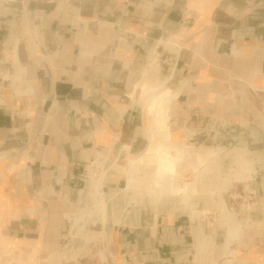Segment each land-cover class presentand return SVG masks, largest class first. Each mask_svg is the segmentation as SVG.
<instances>
[{
  "label": "crops",
  "instance_id": "1",
  "mask_svg": "<svg viewBox=\"0 0 264 264\" xmlns=\"http://www.w3.org/2000/svg\"><path fill=\"white\" fill-rule=\"evenodd\" d=\"M185 146L258 180L225 240L139 196ZM226 262L264 264V0H0V264Z\"/></svg>",
  "mask_w": 264,
  "mask_h": 264
},
{
  "label": "rangeland",
  "instance_id": "2",
  "mask_svg": "<svg viewBox=\"0 0 264 264\" xmlns=\"http://www.w3.org/2000/svg\"><path fill=\"white\" fill-rule=\"evenodd\" d=\"M172 149L169 154L171 157L177 158L178 161L175 163L177 175L171 177L170 188L172 190H185V192H172L158 197L156 196L157 188H154L155 185L148 183L147 190L151 193L143 192L139 196L148 198L147 201L149 199L155 201L160 198L164 201L179 203L182 205L183 211L194 221L206 225L215 223L217 225L216 230L223 235L222 238L225 240L229 229L234 233L239 228L236 225V222L240 221L239 215L254 202V195L247 194L244 187L255 185L258 181H255L254 177L251 178L249 174L246 176L245 168L249 162L241 161L243 156L239 153L228 152L223 149L214 152L199 147L186 146L178 147L177 151H175V147ZM198 151L207 154L205 161L199 162L196 159ZM98 164L100 162L96 161L95 167L89 171L88 185H90V175L99 172L97 171ZM152 167L150 166L147 170ZM250 170L254 171L252 167ZM147 172L149 173V171ZM243 180L248 184L243 183ZM236 244L230 243V249L233 250L237 246ZM213 245L215 246V243Z\"/></svg>",
  "mask_w": 264,
  "mask_h": 264
},
{
  "label": "bare ground",
  "instance_id": "3",
  "mask_svg": "<svg viewBox=\"0 0 264 264\" xmlns=\"http://www.w3.org/2000/svg\"><path fill=\"white\" fill-rule=\"evenodd\" d=\"M147 89L143 90V92H145ZM101 164L97 165V168L99 170ZM96 172V171H94ZM102 177V174L100 172L93 173L90 175V189H89V194L91 196V198L93 199L94 203H95V207L100 209L101 207V200H100V179ZM232 254V253H231ZM230 252L228 251V244L225 245L224 247V256L225 257H229ZM223 264H234V263H223Z\"/></svg>",
  "mask_w": 264,
  "mask_h": 264
},
{
  "label": "built area",
  "instance_id": "4",
  "mask_svg": "<svg viewBox=\"0 0 264 264\" xmlns=\"http://www.w3.org/2000/svg\"><path fill=\"white\" fill-rule=\"evenodd\" d=\"M95 163H96V160L95 161H93L92 163H91V168H93V167H95ZM99 163V162H98ZM101 164V163H100ZM102 169H103V166H102V164H101V166H100V168H99V170H97V171H99V172H101L102 171Z\"/></svg>",
  "mask_w": 264,
  "mask_h": 264
}]
</instances>
